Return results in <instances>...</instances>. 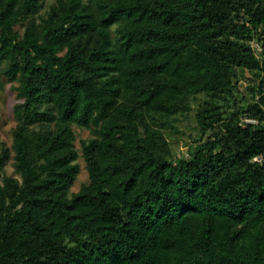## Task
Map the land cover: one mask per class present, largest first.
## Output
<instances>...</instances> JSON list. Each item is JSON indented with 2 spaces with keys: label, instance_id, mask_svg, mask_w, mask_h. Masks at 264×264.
Masks as SVG:
<instances>
[{
  "label": "trees",
  "instance_id": "16d2710c",
  "mask_svg": "<svg viewBox=\"0 0 264 264\" xmlns=\"http://www.w3.org/2000/svg\"><path fill=\"white\" fill-rule=\"evenodd\" d=\"M46 1L0 0V264H264V0Z\"/></svg>",
  "mask_w": 264,
  "mask_h": 264
},
{
  "label": "rangeland",
  "instance_id": "374dc122",
  "mask_svg": "<svg viewBox=\"0 0 264 264\" xmlns=\"http://www.w3.org/2000/svg\"><path fill=\"white\" fill-rule=\"evenodd\" d=\"M56 0H47L45 8H48ZM243 83L246 85V81ZM247 86V85H246ZM244 86L242 89L249 94L248 90ZM201 98L193 100V109L189 118L179 116V119L175 123V127H169L166 129L167 136L172 146L174 154L178 157L188 156L191 148L196 144L195 140L200 138V130L195 118L197 107ZM20 100L17 97V93L13 91L10 85H7L4 89H0V143H5L11 146L13 143V130L17 125V119L15 116V108ZM245 118L242 120L244 121ZM76 132V146L80 153L78 160L80 173L79 178L72 188L73 192H77L81 185L89 180V173L86 167V161L82 156V141L88 139L92 134L89 129L75 127ZM7 172L9 174L14 173L12 165H8Z\"/></svg>",
  "mask_w": 264,
  "mask_h": 264
},
{
  "label": "built area",
  "instance_id": "2783aa9c",
  "mask_svg": "<svg viewBox=\"0 0 264 264\" xmlns=\"http://www.w3.org/2000/svg\"><path fill=\"white\" fill-rule=\"evenodd\" d=\"M252 47L254 48V50H256L258 53L263 51V47L261 45V43L257 40H253L252 42ZM244 121L246 122H250V123H257L258 121L256 119H252V118H245ZM256 160H258L256 158Z\"/></svg>",
  "mask_w": 264,
  "mask_h": 264
}]
</instances>
